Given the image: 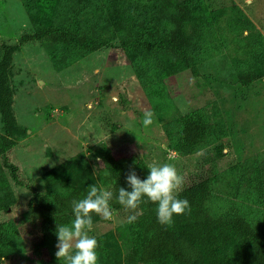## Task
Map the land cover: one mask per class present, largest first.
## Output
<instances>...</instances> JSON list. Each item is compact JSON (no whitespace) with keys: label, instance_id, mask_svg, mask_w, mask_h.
I'll list each match as a JSON object with an SVG mask.
<instances>
[{"label":"rangeland","instance_id":"rangeland-1","mask_svg":"<svg viewBox=\"0 0 264 264\" xmlns=\"http://www.w3.org/2000/svg\"><path fill=\"white\" fill-rule=\"evenodd\" d=\"M48 25L77 28L106 45L88 51L32 40L15 54L16 144L7 151L0 113V223L11 241L1 264H40L35 190L79 189L83 197L92 184L108 190L98 177L105 153L171 164L183 184L208 178L211 189L182 188L178 198L190 210L171 224L159 222L157 207L133 223L113 210L112 220L99 216L89 232L100 245L97 264L188 263L174 253L181 233L200 237L208 264H264L256 182L264 177V0H0L1 38ZM180 27L182 51L122 46L135 36L161 43ZM249 75L256 77L248 82ZM146 110L154 113L147 127ZM194 111L210 132L183 154L182 119ZM57 243L41 247L47 264H67Z\"/></svg>","mask_w":264,"mask_h":264},{"label":"trees","instance_id":"trees-1","mask_svg":"<svg viewBox=\"0 0 264 264\" xmlns=\"http://www.w3.org/2000/svg\"><path fill=\"white\" fill-rule=\"evenodd\" d=\"M183 29H180L175 33L173 38L161 41V43H149L144 42V39L140 36L130 37L122 42V46L126 49H147L154 52L157 48H169L183 50ZM32 40L39 41H62L66 44H70L81 49L88 51H97L106 45L105 41L93 38L78 31L77 28L63 25V26H41L35 29L32 33H25L21 35L18 40L5 39L0 37V113L4 122L5 135L2 137L3 151H7L16 144L15 132L17 130V119L14 112V92L11 85L13 62L16 52L19 48ZM256 77V76H255ZM254 75L246 77V81L251 82ZM210 132V125L206 122L204 116L199 112H191L182 119V128L180 131V147L179 150L183 154L193 153L202 141L206 138ZM135 170L139 178L146 179L149 174V169L144 160L138 159L134 155H115L113 153H105L101 155L100 167L98 169V177L107 183L108 190L114 193L118 191L120 187H124L126 190H131L127 185L126 177L131 170ZM14 176L17 179L16 169L13 167ZM258 189L257 198L258 204L264 207V177L257 178ZM18 180V179H17ZM195 186L203 189H211L210 180L197 179L193 177L188 183L182 185L183 189ZM83 198V193L79 189L72 190L68 193L53 192L43 193L39 190H35L33 201L37 205V213L40 218V225L38 229L39 240L35 245V252L39 255L38 261L40 264H47L45 259L41 258V247L43 243L51 238L57 237L56 230L58 224H70L74 219L72 212L73 200ZM110 207L113 211L122 214L127 217L131 214L129 210H126L122 205L115 201L110 202ZM157 204L144 198V202L140 204L138 211L141 213L146 212L152 208H156ZM93 215V224L98 220L99 216L95 213ZM159 223V222H158ZM158 227H162L158 224ZM164 228V227H162ZM9 230L5 223H0V264L2 260L7 258V247L10 246V237L7 235ZM172 235V234H171ZM174 241V237H170L168 240ZM167 241V242H168ZM180 242L179 249L174 251L175 255L179 257H186L188 263L190 258L194 254V261L197 264L206 263L205 248L201 243L199 236H194L191 233H181L175 240L176 244ZM192 259V258H191ZM223 264V263H217Z\"/></svg>","mask_w":264,"mask_h":264},{"label":"clouds","instance_id":"clouds-1","mask_svg":"<svg viewBox=\"0 0 264 264\" xmlns=\"http://www.w3.org/2000/svg\"><path fill=\"white\" fill-rule=\"evenodd\" d=\"M153 116L151 110L144 112L142 123L145 127L153 123ZM148 169L150 171L146 179L139 178L134 169L128 173L126 180L130 191L120 187L114 193L92 184L83 198L73 200L74 219L70 224L57 226V258L66 260L67 264H97V249L100 245L95 237L89 235L93 229L92 214L112 220V201L131 212L129 223L138 219V209L145 197L157 204V218L161 224H171L174 215H183L190 210L189 201L178 198L177 193L182 189L184 178L173 165L149 164Z\"/></svg>","mask_w":264,"mask_h":264}]
</instances>
